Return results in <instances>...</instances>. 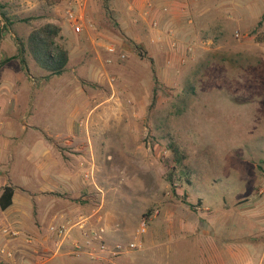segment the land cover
I'll return each instance as SVG.
<instances>
[{"label": "rangeland", "instance_id": "rangeland-1", "mask_svg": "<svg viewBox=\"0 0 264 264\" xmlns=\"http://www.w3.org/2000/svg\"><path fill=\"white\" fill-rule=\"evenodd\" d=\"M137 1L110 0L109 12L104 0L0 3L10 16L36 18L25 24L27 31L62 20L68 10L78 17L96 13L113 27L111 45L134 47L130 72L117 65L109 74L129 91L120 92L122 113L106 117L110 154L88 181L100 189L96 202L117 221L120 238L105 239L107 252L116 244L140 245L116 254L119 264H264V48L256 44L264 0H192L227 19L224 26L205 21L200 27H224L228 36L218 34L209 50L200 47L199 62L168 64L163 57L160 67L147 50L152 20L141 17ZM136 12L141 22L133 24ZM190 21L197 22L192 15ZM1 31L0 19V48L5 57L17 55L14 36ZM173 147L184 155L179 167ZM143 221L146 232L139 235Z\"/></svg>", "mask_w": 264, "mask_h": 264}, {"label": "crops", "instance_id": "crops-1", "mask_svg": "<svg viewBox=\"0 0 264 264\" xmlns=\"http://www.w3.org/2000/svg\"><path fill=\"white\" fill-rule=\"evenodd\" d=\"M192 3V0L134 3L141 8L138 13L143 19L159 22L158 29L147 25V50L158 67L163 57L167 63H173L180 62L184 55L185 46L180 45L181 50L177 51L170 47L167 35L170 29L183 42L199 43L200 46L192 45L194 52L190 58L187 56V61L192 58L201 61L200 47L209 50L217 42L218 34L223 39L228 36L224 27L212 31L200 27L205 21L208 27L212 23L224 26L227 19L222 14L216 15L211 7L196 8ZM263 3L259 6L262 14ZM138 13L132 17L133 24L141 22ZM190 15L197 21L194 25L191 21L186 23ZM80 18V33L75 32L66 17L51 20L62 25L68 40L70 60L62 75L43 78L34 61L28 62L29 70L19 60L1 65L6 57L0 48V198L5 187L14 189L11 206L5 210L0 207V226L18 229L34 239L32 245L26 244L24 238L9 244L15 249L18 264H119V258L109 252L99 259L87 254L76 256L73 246L76 241H83L80 225L104 228L109 244L120 238L113 229L117 221L104 211L103 203L96 202L100 196L98 185L88 181L95 180L103 167L100 165L105 164L110 154L106 149L110 143L104 134L112 128L106 117L122 113L120 92L129 91L128 86L121 85V78H110L109 74L117 65L129 73L132 68L129 59H134L135 50L122 43L116 47V53L109 52L110 30L95 24L92 14L83 13ZM256 44L264 48V31ZM61 225L73 229L58 251L56 234L50 229ZM6 242L7 236L0 232V247ZM205 250L209 254L211 248ZM0 264L13 262L0 254Z\"/></svg>", "mask_w": 264, "mask_h": 264}, {"label": "trees", "instance_id": "trees-1", "mask_svg": "<svg viewBox=\"0 0 264 264\" xmlns=\"http://www.w3.org/2000/svg\"><path fill=\"white\" fill-rule=\"evenodd\" d=\"M103 8L108 12L110 11V0H104ZM107 20H110V14H104ZM94 17V23L100 28H108L113 31V27L100 23L99 15L92 14ZM0 19L2 23V33L8 32L14 36V40L17 46V55L6 57L1 62V65L11 62L13 60H19L26 70L31 69L28 66V62L34 61L36 69L40 71V75L43 78L62 75L66 70L70 60V51L68 46V40L63 33V28L60 23L48 22L39 27H33L30 31H27L25 25L30 20L36 19L35 17L29 19H21L19 17L10 16L8 11L5 10V6L0 3ZM18 21V23H17ZM18 24L21 27H16ZM171 148V147H169ZM176 159L177 166H181L183 163L184 155L180 154L177 148H172ZM176 169V165L173 170ZM172 180V176H170ZM172 185L173 180H172ZM14 189L12 187H5L3 194L0 198V207L2 210L7 209L12 204V197Z\"/></svg>", "mask_w": 264, "mask_h": 264}, {"label": "built area", "instance_id": "built-area-1", "mask_svg": "<svg viewBox=\"0 0 264 264\" xmlns=\"http://www.w3.org/2000/svg\"><path fill=\"white\" fill-rule=\"evenodd\" d=\"M66 19L68 22L74 27L75 32H82L81 18L78 17L72 10H68L66 12ZM152 27L158 29L159 22L157 20H153L151 22ZM170 47L172 50L177 51L181 50L180 43L176 36V33L173 29L168 30L167 32ZM111 53H116V47L111 45L108 49ZM194 52V47L192 45H186L184 47V55L180 58V63L185 64L187 62V56L191 55ZM120 57L122 59L125 58L124 54H121ZM170 64V62H168ZM86 177H89L86 175ZM72 227L67 225H61L59 227H52L50 230L56 234V247L57 250L60 251L63 247L64 243L67 239H69ZM80 230L82 232L83 241H76L73 246V251L76 256H80L82 254H87L92 259H99L101 254L109 251L108 246L105 241V230L102 227H96L89 229L86 225H80ZM0 232L7 236V242L0 247V254L8 260H11L13 264H18L16 261V253L15 249L10 247L9 244L19 242V239L24 238L26 244L32 245L34 244V239L31 236H24V234L15 228L10 226L2 227L0 226ZM146 232V221H143L140 225V229L138 230V234L141 235ZM140 245L133 242L124 246L122 244H116L112 254H121L125 251H134L139 248ZM110 253V252H109ZM20 264H32V263H20ZM40 264V263H38Z\"/></svg>", "mask_w": 264, "mask_h": 264}]
</instances>
